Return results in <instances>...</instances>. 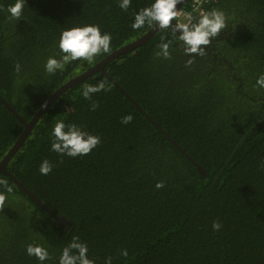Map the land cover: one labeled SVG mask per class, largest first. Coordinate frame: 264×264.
<instances>
[{
	"label": "trees",
	"instance_id": "1",
	"mask_svg": "<svg viewBox=\"0 0 264 264\" xmlns=\"http://www.w3.org/2000/svg\"><path fill=\"white\" fill-rule=\"evenodd\" d=\"M148 3L132 0L125 11L118 0H25L17 21L0 11V96L29 121L71 77L144 35L147 26L133 31L130 24L132 13ZM210 8L226 16L222 34L212 40L216 72L206 63L183 65L175 43L170 59L155 57L161 37L171 38L170 28L105 67L207 176L97 72L50 105L6 165L18 183L70 225L58 226L0 174L15 197L0 208V264H39L24 252L32 242L48 248L44 264H57L72 236L87 244L96 264H104L106 256L112 264H264V168L259 167L264 90L253 88L264 71V0H215L205 9ZM83 24L109 32L111 52L91 65L75 61L62 73H45L44 60L58 53L61 29ZM17 63L20 73L14 71ZM100 79L108 90L84 99L82 86ZM129 113L132 121L122 124ZM58 119L99 136L100 143L84 156L50 151L51 127ZM23 130L0 102V160ZM43 159L53 165L46 176L37 171ZM158 181L163 187H155ZM214 221L219 230L212 229ZM121 248L127 257L119 255Z\"/></svg>",
	"mask_w": 264,
	"mask_h": 264
},
{
	"label": "clouds",
	"instance_id": "2",
	"mask_svg": "<svg viewBox=\"0 0 264 264\" xmlns=\"http://www.w3.org/2000/svg\"><path fill=\"white\" fill-rule=\"evenodd\" d=\"M183 0H149L147 6L139 8L132 13L130 28L133 31L155 28L156 30L171 29L170 36H162L156 45L155 57L170 59V49L173 44H179L183 53L188 58L185 66H190L195 57L204 56L206 47L211 44L225 27V12L218 8L205 9L199 4L194 5L196 15L192 12H184V21L178 22L177 17L181 15L180 7ZM188 2V0H187ZM132 0H118V7L121 10H128ZM25 0H11V2L0 5V11L7 13L11 20L21 19ZM171 22V23H170ZM112 37L109 32H102L99 25L83 24L62 28L55 42L58 53H54L45 58L43 70L52 75L64 72L65 68L75 61H84L89 65L95 63V58L111 52ZM16 73L21 72V66L17 63L14 66ZM254 89L264 90V71L255 77ZM106 82L103 79L95 83H86L80 90V95L91 100L93 94L107 91ZM98 105L92 102L90 110H95ZM133 116L125 114L121 117L122 124H128ZM100 143V138L75 123H66L63 119H58L51 127L50 151L62 156L77 157L87 155ZM259 167L264 168V159L259 163ZM53 165L48 159H43L37 171L40 175H48L52 171ZM156 188L163 187V182L158 181ZM15 199L13 188L6 181L0 179V208L6 201ZM221 224L214 221L213 230H219ZM24 252L29 257H35L39 264H44L50 258L49 250L41 243H28L25 245ZM119 255L128 256V250L119 249ZM112 257L106 256L104 264H112ZM57 264H96L94 259L89 258V250L86 243L78 236H72L68 243L61 248L57 258Z\"/></svg>",
	"mask_w": 264,
	"mask_h": 264
},
{
	"label": "water",
	"instance_id": "3",
	"mask_svg": "<svg viewBox=\"0 0 264 264\" xmlns=\"http://www.w3.org/2000/svg\"><path fill=\"white\" fill-rule=\"evenodd\" d=\"M187 0H183L182 4H178L177 8H181ZM171 23V22H170ZM157 31L155 28L149 29L144 35H142L140 38H138L135 41L130 42L129 44L113 51L103 59H101L98 63L95 65L89 67L84 72L80 73L77 76L71 77L69 80H67L64 84H62L57 90H55L52 95L46 100V102L39 108V110L32 116V118L29 121H24L22 117L6 102L2 99L0 96V102L5 106V108L15 116L19 122L24 127V130L21 132L13 146L8 150V152L3 156V158L0 160V174H5L9 176L13 184L20 188L28 198L33 200L36 204H38L43 210H45L56 222L58 226H60L63 229H66L70 222L64 217V216H56L53 212H51L48 208L44 206L43 203H41L30 191H28L25 187H23L20 183H18L12 175L6 170V165L11 160V158L14 156V154L18 151V149L22 146L24 141L26 140L27 136L35 126V124L38 122L40 117L43 115V113L50 107V105L64 92L71 89L72 87L76 86L79 82L85 80L89 76L100 72L104 74L111 83L119 90L120 93H122L130 102L131 104L151 123L154 125V127L160 131L166 138L169 140L172 145L177 148L186 158L187 160L196 168L197 172L201 176H207V173L204 168H202L199 164H197L184 150H182L179 145L171 139L167 135V133L157 124L155 123L147 114L145 111L142 110V108L135 103L132 98L115 82L113 81L106 73L105 67L111 63L112 61L118 59L121 55L133 50L136 47L141 46L145 42H147Z\"/></svg>",
	"mask_w": 264,
	"mask_h": 264
},
{
	"label": "flooded vegetation",
	"instance_id": "4",
	"mask_svg": "<svg viewBox=\"0 0 264 264\" xmlns=\"http://www.w3.org/2000/svg\"><path fill=\"white\" fill-rule=\"evenodd\" d=\"M220 34H222V32H220ZM216 42L213 41L210 45L205 46L206 47V54L204 56H197L195 57V60L193 62L194 65H201L206 63L207 67L209 68L208 71H212V72H216V60L212 59L211 57H217L216 53L214 52V48L213 45H215ZM177 46H179V44H177ZM217 49V48H216ZM180 52L178 54H176L177 56L181 57L182 59L180 60L181 63L183 65H185V61L188 58L187 56H185V54L182 51V48L180 47Z\"/></svg>",
	"mask_w": 264,
	"mask_h": 264
},
{
	"label": "built area",
	"instance_id": "5",
	"mask_svg": "<svg viewBox=\"0 0 264 264\" xmlns=\"http://www.w3.org/2000/svg\"><path fill=\"white\" fill-rule=\"evenodd\" d=\"M215 0H188V6L186 9H181V15L177 17L178 22L184 21V12H192V14L195 16L196 12L194 10V5L199 4L201 7L206 8L208 5L213 3Z\"/></svg>",
	"mask_w": 264,
	"mask_h": 264
},
{
	"label": "bare ground",
	"instance_id": "6",
	"mask_svg": "<svg viewBox=\"0 0 264 264\" xmlns=\"http://www.w3.org/2000/svg\"><path fill=\"white\" fill-rule=\"evenodd\" d=\"M128 44V43H127Z\"/></svg>",
	"mask_w": 264,
	"mask_h": 264
}]
</instances>
